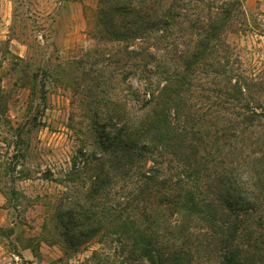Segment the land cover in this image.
Here are the masks:
<instances>
[{"label":"rangeland","instance_id":"1","mask_svg":"<svg viewBox=\"0 0 264 264\" xmlns=\"http://www.w3.org/2000/svg\"><path fill=\"white\" fill-rule=\"evenodd\" d=\"M154 1L147 3L153 10ZM98 2L0 0V264H20L21 259L32 264H120L122 251L115 234L121 220L133 219L136 226L164 241L166 228L176 218L173 209L160 202V195L172 194L187 148L174 146L177 155L173 156L166 141H160V155L140 154L137 148L130 155L128 148L114 152V147L124 125L137 124L142 116L149 92L142 93L145 80L151 79L153 87L161 85L165 74L157 70L183 68L182 53L198 31L187 27L195 11L183 18L182 27L163 36L157 29L136 25L133 29L139 36L130 40L123 36L132 30L127 26L112 38L96 23ZM242 6V24L227 32V47L215 57L220 61L228 57L233 81L262 100L264 0H243ZM146 68L152 74L144 73ZM194 74L183 99L186 114L211 110L205 100L210 92L206 83L222 79ZM132 92L139 93L133 96ZM212 111L218 118H230L232 129L236 123L241 130L233 111ZM255 125L242 135L244 145L256 143L244 146L245 162L239 151L233 153L222 143L221 157L194 182L216 204L223 196L224 169L231 163L239 165L245 183L249 151L257 157L264 154V119ZM108 143L111 147L106 149ZM150 160L157 162L153 181L139 174L151 166ZM235 189L236 195L250 197L254 203L236 244L249 264H264V202L243 187ZM76 204L93 216L97 213L103 227L84 244L70 248L62 226L67 211L75 210ZM188 236L193 264H219L214 237L193 230ZM254 237L258 240L251 242Z\"/></svg>","mask_w":264,"mask_h":264},{"label":"trees","instance_id":"2","mask_svg":"<svg viewBox=\"0 0 264 264\" xmlns=\"http://www.w3.org/2000/svg\"><path fill=\"white\" fill-rule=\"evenodd\" d=\"M98 3L96 23L105 27L112 38L118 37L119 28L126 26V29L132 30L124 33V38H136L138 31L133 27L139 24L142 29H157L160 36L169 34L171 29L183 26L186 22L183 18L191 10L196 15L187 19V23L190 22L187 27L198 30L191 37V42L182 56L180 55L183 58L182 69L157 70L156 73L165 74L162 75L161 85L157 83L153 87L151 79L145 80V91L142 93L144 95V92H149L141 109L142 116L137 124L124 125L120 131L122 137L114 147V152L122 147L128 148L126 152L130 155L135 154V151L154 155L162 150L160 141H166L165 144L173 149V156L177 155L174 146L187 148V160L182 174L172 183V194L166 195L163 192L160 195V202L169 205L176 216L173 224L166 228L164 241L136 226L133 219L121 220L115 234L122 251L120 264H193L192 247L187 242L191 230L205 236L210 235V239L214 237L218 242L219 264H249L245 255H242V247L236 243L239 230L245 228V217L253 213L254 203L252 204L250 197L236 195L235 188L240 186L246 189L248 186L246 191L257 195L264 202V154L257 157L253 150H248L250 154L247 158L250 163L245 183L241 179L239 165L231 163L228 169H224V174L221 175L223 196L221 194L219 204L205 197L194 185L203 169L221 157L222 143L233 153L239 151L245 162L244 146H253L256 143L244 145L242 135L264 119V97L257 100L246 94V86L232 79L231 74L234 71L228 64V57L224 61L215 57L227 47V32L239 29L238 22L242 24L243 0H157L153 2L156 5L155 10L147 5L148 0H99ZM195 72H201L207 80L209 76H220L222 79L217 81L214 78L211 82L204 80L211 85H207V91L210 92L209 96H205L211 110L186 114L183 112V99ZM144 73L152 74L147 68ZM132 93L137 96L139 92ZM216 108H223L228 113V110L233 111L240 122L241 130H237L240 126L236 123L232 129L230 118L224 115L218 118L217 111H212ZM185 140H188L186 146L183 145ZM195 141L198 144L195 145ZM217 143H220L219 148H213ZM108 147L111 144L108 143L106 149ZM133 148L138 150L133 151ZM139 171L146 180H156L157 162L151 161L148 169ZM165 182L160 181V186H164ZM74 208L75 210L70 208L67 211V221L62 226L63 236L70 248L84 244L88 238L99 234L103 227L97 213L93 216L87 208L77 204ZM252 233L251 231L250 234ZM257 240L254 237L251 242ZM20 264L32 263L21 259Z\"/></svg>","mask_w":264,"mask_h":264}]
</instances>
